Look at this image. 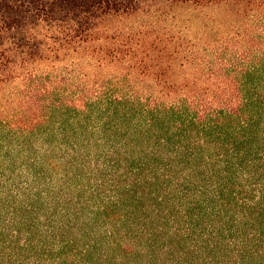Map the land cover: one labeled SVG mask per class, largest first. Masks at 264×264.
<instances>
[{"label":"trees","instance_id":"obj_1","mask_svg":"<svg viewBox=\"0 0 264 264\" xmlns=\"http://www.w3.org/2000/svg\"><path fill=\"white\" fill-rule=\"evenodd\" d=\"M0 264H264V0H0Z\"/></svg>","mask_w":264,"mask_h":264}]
</instances>
